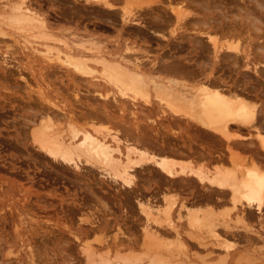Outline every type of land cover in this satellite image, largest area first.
<instances>
[{"label": "bare ground", "instance_id": "obj_1", "mask_svg": "<svg viewBox=\"0 0 264 264\" xmlns=\"http://www.w3.org/2000/svg\"><path fill=\"white\" fill-rule=\"evenodd\" d=\"M118 1L121 0H94V3L97 4L93 5L103 6L107 22L113 24L117 20L120 32L128 29L125 27L134 28L136 31L134 35L147 31L146 34L149 33V35L146 36L155 38L156 44L160 39L166 41L165 44L161 43L162 45H168L171 37H167L161 31L169 25L174 26V30L171 31L172 28L169 30L176 43L171 41L173 43L172 50L166 51L168 52L167 58H160L161 61L159 60L157 64L166 71L188 73L191 79L194 78L195 85L190 84L188 80L189 83H186L184 82L186 80L179 81L172 77L160 81L159 77L145 73L146 69L143 68V65L147 63L145 61L146 53H143L144 57H139V55H136L138 58L135 57L133 53L137 52L138 54L141 48L139 45L138 48L132 45V41V43L125 42L124 48H122L125 53L110 54L102 51L100 42L92 34L80 35L70 32L69 42L54 38L53 34L49 32L45 19L30 8L27 0H15L11 4L3 5L0 9V36L10 37L14 44L19 45L17 36L20 34L16 36V31L23 33L25 30H32L31 34L24 35L25 39L23 37L20 40H26L24 42L28 43L25 45L23 42L25 45L23 49H28L37 55L41 53L40 55L43 54L42 57L45 60H52L53 64L58 62L65 65V69H72L82 76L102 81L107 86L101 91L93 88L91 98L99 99V102L94 100L96 105L94 101H92L94 104L86 103L87 101L81 100L78 93H75L76 103L83 109L79 113H74L72 110L67 111L63 106H57L54 102L51 105L56 110L38 107L31 111L25 118L28 121L25 126L29 127L31 144L56 171L75 172L76 176L74 175V177L79 181L86 184L92 182L89 185H96L97 187H95L100 191H106L107 193L102 192L101 197H94L102 203V207H108L106 201L109 200V196L114 198L119 196L117 199L121 198L125 202L134 204L143 218L140 230L142 238H147L145 239L148 241L146 243L149 244V247H163L165 251L172 252L169 248L171 246L177 248L178 251L187 253L188 245L185 242L186 238L182 237V233L186 237L188 233L187 239L196 241L197 244L206 246L210 241L211 244H219L222 251L228 252L231 245L215 229L216 214L212 216L213 218L209 215L212 207L209 209L210 206L197 204L222 201L226 197L231 203L230 207L240 211V214H234H237L235 215L237 223H241L247 215L244 212L250 210L248 208L252 209L253 207L258 211L261 208L264 170L260 168L259 164L252 162L248 167L215 168L207 173L202 167H194L190 160H182L181 158L188 157L190 153L178 150L177 147L165 142L164 135L169 133L174 137L175 132L169 130V123L175 125L183 123L185 127L193 124L196 129L212 138L213 141L224 140L227 150L231 153L229 154L227 151L229 157L233 158L236 155L232 152L235 146L256 152V154L259 150L260 157L264 159V131L260 126H255L259 102L253 101L252 97L247 95L244 87L238 91L237 86L228 87L230 84L226 86L220 76L214 77L213 66H209L208 62L199 64L194 58L180 57V54L173 52L175 49H186L190 56L192 54L206 56L210 62L212 60L213 65L216 63L225 65L227 62L225 68L232 65L236 74L239 73L241 67L245 68L247 72L251 70L256 74L254 76L258 82L256 90L264 91L261 90L264 89V40L259 41L260 32L264 31V0H149L144 5H141L142 1L140 0L141 2L136 4L138 10L143 9V11L140 10L138 15L135 13L126 15L125 9L120 10L114 4ZM147 7L149 8L144 10ZM120 11L122 12L120 13ZM95 17L97 18V16ZM4 27L9 28L11 32L16 31L12 34L4 30ZM179 27L182 28L181 32H177ZM233 37L239 40L244 39L246 44L243 49L232 48L231 45L223 48L224 43H221V39L228 41ZM39 39H44L48 43H40ZM49 41L56 44H49ZM39 46L43 48L41 49ZM128 54L129 56L133 54L134 57L131 58ZM59 67L61 66L59 65ZM221 68L223 67L221 66ZM242 74V84H246L252 73L248 76L245 71H242ZM149 91H152L153 100L155 99L156 102H152ZM253 95L256 96V94ZM263 95L264 92H261L260 96ZM260 96L254 99L260 101ZM85 97V99H89L87 96ZM126 102L132 106L143 103L146 107L156 104L159 106V108L157 107L159 112L154 118L147 116V123L143 124L144 126L132 125L133 123H130L132 121L129 122L128 118L124 119V115L120 114L127 110L125 106H120ZM262 105L264 106V104ZM128 112L130 116L134 117L133 110H128ZM246 125L255 127L254 135H243L231 129L232 127L242 129ZM186 149V151L193 152L190 147ZM210 152L215 153L211 150ZM201 154L209 155L207 152ZM232 161L234 160L232 159ZM236 170L240 172L238 173ZM200 187H202L201 190L195 192L192 198L188 197L190 200L180 195L182 190ZM106 188L112 191H107ZM144 191L152 193L143 196ZM103 197H107V199L103 200ZM157 200L159 203L156 202ZM187 204H194L196 207H189ZM246 212L250 214V212ZM80 220L87 221L90 226H93L87 230L89 232L99 227L94 224L95 220L92 222L87 217ZM180 220H185L184 224L189 226L187 233L184 231L181 233ZM218 222L222 226L225 224L221 220ZM226 225L227 223L225 228ZM116 227L117 232L115 235V232L113 233L114 237L110 238L111 240H108V236L107 239L101 237V239H97L98 248L88 243L79 244V242V246L70 245L67 240L61 241L60 238H57L55 244L58 242L63 244L64 253L70 255L69 259L67 258L68 264H121L112 260L113 263L109 257H106L108 255L105 256L103 253L111 249L119 253L126 248L130 249L134 246L133 242L137 238L133 239L131 235L126 236L124 230ZM71 233L75 240L81 239L84 237L83 235L87 234L83 231L81 236L75 232ZM166 233H172V237L170 238V234H168L169 237H166ZM199 234H205L211 238L203 240ZM93 238L96 237L93 236ZM75 247H78L79 250L77 252L75 249V253L83 255L82 258H74L72 254L66 252ZM102 248H105L104 252H101ZM128 249L125 252H128ZM133 251L131 254L135 253ZM129 257L133 259H129ZM139 257L127 254L122 259V263L141 264ZM157 257L151 256L145 264H158L160 259L158 258V260ZM44 260L42 259V261Z\"/></svg>", "mask_w": 264, "mask_h": 264}, {"label": "rangeland", "instance_id": "obj_2", "mask_svg": "<svg viewBox=\"0 0 264 264\" xmlns=\"http://www.w3.org/2000/svg\"><path fill=\"white\" fill-rule=\"evenodd\" d=\"M13 1L15 2V0H0V9L3 5L11 4ZM141 1L121 0L114 4L117 5L116 7L120 10L125 9L127 11L126 15L130 13L138 15L140 10L143 11V9L138 10L139 8L136 3L141 2V5H144L149 0ZM27 3L35 13L45 19L49 32L53 34L54 38L69 42L71 39L70 32H75L80 35L85 33L92 34L96 36L97 40L100 42L102 51L110 54L125 53L122 50L125 42L129 43L132 41L134 44L131 43L135 47L139 45L142 51L139 53L143 55L135 52L136 54L133 53L135 57H137L136 55L144 57L143 53H146L145 55L147 58L145 61L147 63L143 65V68L146 69L145 73L159 77L158 80L160 81L165 80L167 77H172L179 81H181V79L186 80L184 82H190V84L195 82L193 76L191 75L193 78L191 79L188 73L166 71L157 64L163 57L167 58L168 52L166 51H171L173 48L172 42L174 40L170 32L174 30V26L169 25L167 26L168 29L165 27V29L163 28V31H161V33L167 35V37H171L170 43L172 44L170 45V43H168V45H164L166 41L160 39L158 44H156L155 38L153 39V37L146 36L147 34L149 35V33L146 34L147 31H145V33L139 32L137 35H134L136 32L134 28L125 27L128 29L121 30L120 32L118 30L117 20L114 21L113 24L107 22L108 19L104 12V7L100 5L94 6L93 4H97L94 3V0H27ZM149 7L144 8V10ZM121 12L122 11H120V13ZM233 13L235 12L233 11ZM95 16H97V18ZM109 18L111 19L110 16ZM115 27L117 28L115 29ZM3 29L12 34L16 31L12 30L13 32H11L7 27ZM169 29H171V31ZM181 31V27L177 28V32ZM32 32V30H25L23 34L16 31V36L17 34L21 36H17L20 46L14 44L12 38L0 36V264H68L70 255L64 253L65 251L62 248L63 244H61V242L55 244L57 238H60L61 241L67 240L70 245L75 244V246H79L80 243H88L98 248L99 242H97V239L100 237L107 239L108 236V240H111L117 232L116 226L124 230L126 236L131 235L133 239H137L133 242L134 246L130 249L126 248L120 253L111 249L109 250L110 252L105 251V253H103L105 256L107 254L108 256L106 257H109L111 261L113 260L115 263L123 264L122 259L126 257L127 254L128 256H132L133 254L140 256L139 258H141V261L139 260V262H142L141 264L147 263L151 256H158L157 259H160L158 264H264V192L261 195L262 204L260 210L258 211L252 207L253 210L251 208H248L250 210H246L250 212V214L246 211L244 212L247 214H245L246 216L243 214L245 216L242 221L244 224L242 222L237 223V216L235 215L240 214V211L232 209L230 207L231 203L226 197H224L222 201L219 200L217 202L208 201L201 204L197 202V205H207V207L210 206L208 207L209 209L212 207L209 215L213 218L212 216L216 214V219H214L216 221L213 220L217 223L215 229L221 234V237L231 245L228 252L222 251L219 244H211L210 241H208V244L206 243V246H202L203 244L200 245L197 244L196 241L194 242L187 239L189 226L184 224L185 220L179 221V228L182 229V231L180 229L181 233L183 231L187 233V237L182 233V237L186 238L185 242L188 245L187 253L178 251L177 248H172L171 246H169V248L172 252H167L163 247H149V244L146 243L148 242L146 240L147 238H142L143 235L140 230V225L143 218H141L142 216L134 204L125 202V200L121 198V200L117 199L119 196H116V198L109 196V200L106 201L109 209L108 207H102V203L94 197H101L102 192L105 193L106 191H100L96 188V185V187L93 184L89 185L92 182L86 184L79 181L74 177V175L76 176L75 172L68 171L63 173L56 171L55 168L50 165V162H48V160L46 161L45 157H41L37 148L31 144L29 138L30 130L28 126H25L28 122L25 119L26 116L38 107H48L50 109L53 108L52 110H56V108L51 105L52 102L57 106H63L67 111L72 110L74 113H79V111L83 109L76 103L77 100L74 97L75 93H78L81 100L87 101L86 103L94 104L95 101L99 102V99L95 100L91 98L94 89L97 88L101 91V89H106L107 86L102 81L90 79L88 76H82L72 69H65V65L63 66L58 62H54L53 64L52 60H45V58L42 57L43 54L40 55L41 53L37 55L30 52L28 49H23L28 43L24 42L26 40H20H22L23 37L25 39L24 35H29ZM187 32L190 33V31ZM260 33L261 38L259 41H263L264 31ZM232 39H228V41L221 39V43H224L223 48H226L225 46L227 45H231L232 48H239V50L244 48L246 44L244 39L239 40L235 39V37ZM39 42L48 43V41L46 42L44 39H39ZM52 42L53 41L50 43L49 41V44L55 43ZM161 43L164 44L162 45ZM174 43L176 42L174 41ZM39 48L42 49L43 47L39 46ZM176 50L177 49H175L173 53L180 54V57L194 58L199 64L208 62L209 66H213L214 77L220 76L222 82H224L226 86L229 84L230 86L228 87L237 86L236 88L238 91L242 90L240 88L244 87L248 93L247 95L250 98L252 97L253 101L259 102L260 105L264 104V95L260 96V93L264 91L259 92L256 90L258 82L255 80L256 77H254L256 74L251 70L247 72L245 68H240L243 72L245 71V74L248 76L252 73L251 76L248 77L249 79L246 84H242V71L240 70L239 73L236 74L233 71L234 69H232L234 68L232 65L225 68L227 62L225 65L224 63H221V65L220 63L213 65L212 60L210 62L206 56H195L193 54L190 56L186 49ZM133 54H130V56L128 54V56L132 58L134 57ZM232 54H234V52H232ZM86 55L89 54L86 53ZM168 59L170 58L168 57ZM153 61L156 62L154 63ZM59 65L61 67H59ZM221 66L223 68H221ZM205 67L207 68V65H205ZM149 92L152 102H156L154 101L155 99L153 100L152 91ZM88 94H90L89 97ZM253 94H256V96ZM85 96L89 99H85ZM259 96L261 100H255L256 97ZM122 104L123 105L120 106H125L127 110L120 112V114L122 113L121 115H124V119L128 118L127 120H129V122L132 121L130 122L131 124L133 123L132 125H145L147 123V116L154 118L156 113L159 112V106L156 104H153L155 106L152 107H146L143 103H138L133 106L129 102ZM259 104H257L259 107H257L258 116L255 126H260L264 131V106L262 105V107ZM128 110L134 111V117L129 115ZM103 125L105 126L106 124ZM168 128L175 133L173 134L174 137L169 133H165V142L177 147L178 150L189 152L190 154L188 153V157L181 159L186 161L190 160L194 167H202L207 173H210L215 168L237 169L238 167L239 169L240 166L248 167L252 162H256L259 164L260 168L264 170V159L260 157L259 150L256 154V152L243 150L234 146L232 152L236 153L237 156L232 153V155L235 156V158L234 156L233 158L230 156L234 160L232 161L228 156V152L229 154L231 153L227 150L224 140L220 139L213 141L212 138L203 134L199 129H196L193 124L189 127H185L183 123H179L178 125L169 123ZM27 129L28 131H25ZM231 129L243 135H254L255 131L253 125H246L242 129H237V127H232ZM189 147L193 151L192 153L186 151V148ZM210 150L215 153H211ZM202 152H207L209 155H202ZM236 172L239 173L240 171L236 170ZM201 188L202 187L194 188L192 190L191 188H187L182 190L180 195L183 198H192L195 192L200 191ZM108 190L112 191L111 189H107V191ZM151 193L152 192L144 191L142 194L145 196ZM110 197H112L111 200ZM102 199L106 200L107 197H103ZM156 202L159 203L158 200ZM187 206L196 207L194 204H187ZM84 217H87L92 222L95 220L94 224L100 227H98L99 230L97 228L94 229L95 231H87L93 226H90V223L87 221L80 220ZM217 220H221V222H225V224L227 223L226 228L224 227L225 224L222 226ZM82 231L87 233L83 235V238L78 240L72 238L71 232H75L81 236ZM166 234V237H169L168 234L170 233ZM105 235L106 237H104ZM199 235L203 240L211 238L205 234ZM93 236L96 238H93ZM171 237L172 233L170 234V238ZM84 239L85 241L89 239V241L85 242ZM123 242H125V240H123ZM75 249L77 252L79 251L78 247H75L68 249L66 252L72 254L74 258H82L83 255L75 253ZM127 249L129 251L125 252ZM31 250L34 251L32 252ZM101 250L99 251L104 252L105 248ZM113 250L114 252H112ZM132 251L135 253L131 254ZM101 252L100 254H102ZM42 259L45 260L42 261ZM129 259L133 258L129 257Z\"/></svg>", "mask_w": 264, "mask_h": 264}]
</instances>
